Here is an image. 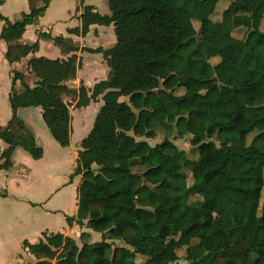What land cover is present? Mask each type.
<instances>
[{"label":"trees","instance_id":"trees-1","mask_svg":"<svg viewBox=\"0 0 264 264\" xmlns=\"http://www.w3.org/2000/svg\"><path fill=\"white\" fill-rule=\"evenodd\" d=\"M49 1L14 23L0 14L7 62L37 51V43L19 40ZM105 1L109 15L85 6L81 27L69 33L85 36L91 25L113 26V47L84 49L102 55L106 79L89 91L69 88L65 83L80 67L76 55L32 58L28 72L35 87L26 85L22 73L13 74L12 117L0 126L7 145L0 170H8L16 148L33 159L41 156L17 110L40 108L52 139L65 148L71 132L65 100L82 108L101 97L70 177H81L76 217L66 219L99 234L100 241L83 231L78 244L57 233L23 247L35 264H135L137 255L144 264H181L182 248V264H264V217L258 216L264 190V0H230L218 21L212 16L224 0ZM235 30H243V37H233ZM41 36L63 54L78 50L60 36ZM227 39L230 45L223 44ZM159 107L174 118L172 124L158 119ZM158 128L189 136L195 159L167 138L154 146L145 141ZM164 206L174 210L160 221Z\"/></svg>","mask_w":264,"mask_h":264},{"label":"crops","instance_id":"crops-1","mask_svg":"<svg viewBox=\"0 0 264 264\" xmlns=\"http://www.w3.org/2000/svg\"><path fill=\"white\" fill-rule=\"evenodd\" d=\"M10 1L15 0H0V6L2 7L6 2ZM74 2L75 5H77V3L78 5L76 6V8H74V10L71 8L72 13L67 20L69 21L68 24L74 22L73 26H69L66 21L62 19L48 23L43 22L49 10L48 4L43 16H41L35 24L27 26L25 28V31L21 36L19 43L26 46L37 43L38 49L35 53L29 54L20 62H7L5 58L6 45L0 39V126H5L12 117L9 97L12 87L13 74L22 73L24 75L26 85H28L30 88L35 87L36 79L28 72V63L32 58H43L47 60H66L71 55H76L78 61H80V67L76 71L75 79L65 83V85L69 88L79 89L80 86H83L87 91H89L93 89L95 84L106 79L108 69L102 55L99 53H88L84 49L106 50L111 48V46L103 48L100 47V45L93 46V44H100L102 40L105 43L106 40H104V38L107 35L111 36L109 37V39H113V44L115 40V36L113 37V26L91 25L88 28V32L85 36L70 34L69 30L81 27L80 16L85 6L91 7L94 13L100 14V9H102V12L104 13L103 5L101 4L100 0H74ZM59 10L60 8L57 9V11ZM100 15L104 16L109 14ZM2 26L3 22L0 21V33ZM42 34L49 35L51 38L60 36L64 39L70 40L72 43L77 45L78 50L69 54H63L51 40L43 38L41 36ZM81 52H86L88 53L87 55H91L92 58H90V60L92 61H84V58H81ZM100 62L102 68L105 69V72L103 78L94 81V76L85 71V67H87L88 65L95 67V63L100 64ZM19 86V82H16L15 87L17 88ZM88 95H90V93H88ZM65 102L69 104L68 109L71 118L69 145L65 148H62L52 139L58 147L52 146L50 150L51 153L47 154L44 150V146L46 143H48L49 139L44 129L39 125V122L36 121L38 118V113L31 111V109L34 108H21L17 110L16 115L24 123L27 131L33 136L36 146L41 149V156L38 159H33L23 149L16 148L11 156V167L8 170H0V173L5 174L6 176V182L10 183L13 186V191H15L14 193L16 194V197H14L16 203L23 204V207L27 208V212L28 210H33L35 207H38L40 209L36 216L42 218L44 222L41 224V226H36L37 228L32 230L33 232L31 231L32 236L38 239L37 243L40 240H43L44 235L57 233H60L63 236L70 237L73 240L77 241L79 240L81 232H88L90 234L92 242H94L93 237L96 235V233L89 230L80 229L75 224V222H73L71 226L67 224V217H76L77 188L80 184L81 177L76 176L79 177V182L75 185L73 184L72 180L67 181V178L65 176L61 177L60 170H64L65 165H68V163H71V166L75 169L79 144L92 129L95 117L102 105V100L101 97H99L97 101H91L86 107L82 108L75 107L76 101L73 102L69 99H66ZM70 104L72 105L70 106ZM6 148L7 145L0 139V154ZM0 163H2V161H0ZM73 171L71 174H73ZM51 172H57V175H54L53 173L54 176H51ZM45 175L52 177V184L50 185V187H52L51 190L49 188L45 190L47 187H49V178L44 180ZM67 188H69L70 194L72 195V199L70 202L71 205L69 206L71 215H66L64 212H62V210H55L54 208H49L48 206V203L51 201L50 199L52 198V196L60 194L59 192L61 190H65ZM6 195L8 197V191ZM1 196H3V194H1ZM33 198L37 200L32 201ZM61 200L63 202L62 197H57L56 199L58 203H60ZM28 218V216L23 217L17 224L22 227L27 226V224H31V221H29ZM18 241L22 249L20 250L18 246L16 247L17 251H20L17 254H9L3 251L6 245L2 240H0V264H33L32 262H35L34 258L29 255L23 247V243L25 241L30 244L36 243H33V241H29L22 237L19 238Z\"/></svg>","mask_w":264,"mask_h":264},{"label":"rangeland","instance_id":"rangeland-1","mask_svg":"<svg viewBox=\"0 0 264 264\" xmlns=\"http://www.w3.org/2000/svg\"><path fill=\"white\" fill-rule=\"evenodd\" d=\"M101 4L103 5V9H104V13L102 12V9L99 10L100 14H109V10L107 7V3L105 0H100ZM230 2V0H224L219 7H217L216 9V13L212 16V20L214 21H218L220 18V12L227 6V4ZM49 4V10L48 13L46 15V18L43 22H54L56 20L62 19L64 21H66V23L68 24L69 21L68 18L70 17V14L72 13L71 8L74 10V8H76L75 2L74 0H50ZM73 4V6H72ZM44 5V0H15V1H10V2H6L5 5H3L2 7L0 6V14L4 15L5 17H7L8 21L11 23L17 22V21H21L22 20V16L24 14H28L31 11H33L34 9H38L41 8ZM59 11H57V9H59ZM69 11V13H68ZM102 12V13H101ZM38 21V20H37ZM74 22L68 24L69 26H73ZM195 27L196 24H194ZM260 29L264 32V17L261 21L260 24ZM244 35L243 30H235L233 32V37L235 38H242ZM109 37L111 36H105L104 40H106V42L104 43V41L100 40L101 43L100 44H93V46H98L100 45V47H112L115 44V40L114 43L113 39H109ZM114 37V34H113ZM102 39V38H101ZM115 39V37H114ZM232 43L231 40H224L223 44L224 45H230ZM89 45V43H88ZM87 45V46H88ZM81 58H84V61L86 60V62L88 61H92L90 60V58H92L91 55H87L88 53H83L81 52ZM100 59V58H99ZM219 61L218 58L216 59H212L210 60L211 65H215L217 62ZM96 66H90L88 65L85 71L89 72L90 74H92L94 76V81L95 80H99L101 78H103L105 69L102 68L101 66V62L99 63H95ZM91 78V77H90ZM180 92L177 91L176 94H179ZM72 104H70L71 106ZM31 111L38 113V118L36 121L39 122V125L44 129L47 137H48V143L45 144L44 146V150L46 151V153L50 154V150L51 147H58L57 144L52 140V138L50 137L48 131L46 130L41 117H40V109L38 108H34L31 109ZM157 115H158V119L159 120H164L169 124H172L174 122V118L172 116L166 115L161 108L159 107L157 110ZM165 138L171 140L179 149L184 150L190 159L194 160L196 157V152L193 149L192 146H190V137L189 136H185V137H181L178 138L176 136L175 133H172L171 131H169L167 128L166 129H162V128H158L156 130V134H155V138L154 139H146L145 141H147L151 146H154L155 144L161 143ZM144 140V139H142ZM243 143V142H242ZM74 170V167L71 166V163H68V165H65V169L64 170H60V176H65L67 178V181L72 180L73 184H78L79 182V177L73 176L71 177V173ZM183 172L185 173V175L187 176V183H190V176H189V172L184 169ZM57 175V172H51V176L53 175ZM71 174V175H70ZM45 175V179L49 178V187H47L45 190H47L48 188L51 190L52 187H50L51 183V179L52 177ZM56 184V183H55ZM7 187V189H6ZM13 186L6 182V176L3 173H0V240H2L4 242V244L6 245V247L4 248L3 251L9 253V254H17L22 248L21 245L19 243V238H25L27 240H31L33 241V243H37L38 239L36 237L32 236V230H34L35 228H37L36 226H41V224L44 222V220L37 215V213L39 212V208L35 207L33 210H28V212L26 211L27 208L23 207V204L20 203H16L14 197H16V194L14 193L15 191H13ZM8 191L9 195L7 197L6 193ZM60 194L58 195H54L52 196V198L50 199L51 201L48 203L49 208H54L55 210H62V212H64L66 215H71L70 213V202L72 199V195L70 194V190L69 188L65 189V190H61L59 192ZM1 194H3V196H1ZM57 197H62L63 198V202L62 200L60 201V203H58L56 201ZM37 199L33 198L32 201H36ZM174 210V207L172 206H164L163 208L159 209L158 211V216L160 221H163L164 219H166V217L168 215H170ZM74 212V211H73ZM16 216V218H15ZM28 216L29 221H31V224H27V226H20L19 224V220L22 219L23 217ZM258 216L260 217H264V190L262 193V198L260 201V205H259V209H258ZM33 217V218H32ZM17 219V220H16ZM45 227V226H44ZM32 231V232H31ZM93 241L94 242H98L100 241V235L96 234L93 237ZM77 243L79 244L80 241L77 240ZM116 246H120L121 244L119 242L115 243ZM19 246V247H18ZM18 247L20 250L17 251ZM177 255H178V263H184L185 262V248H182L181 250L177 251ZM145 258L141 257V256H136L135 257V264H144ZM33 264L36 263V261L32 262Z\"/></svg>","mask_w":264,"mask_h":264}]
</instances>
